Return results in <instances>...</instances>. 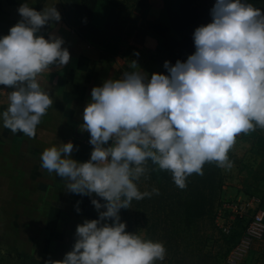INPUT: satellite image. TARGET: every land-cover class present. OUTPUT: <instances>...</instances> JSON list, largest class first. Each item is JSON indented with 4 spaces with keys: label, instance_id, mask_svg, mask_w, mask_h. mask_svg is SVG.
<instances>
[{
    "label": "clouds",
    "instance_id": "9594fccd",
    "mask_svg": "<svg viewBox=\"0 0 264 264\" xmlns=\"http://www.w3.org/2000/svg\"><path fill=\"white\" fill-rule=\"evenodd\" d=\"M17 11L21 19L0 36V85L13 89L0 88L9 101L0 123L34 138L54 103L39 77L67 65L70 52L63 38L40 34L61 20L55 4L37 11L25 0ZM210 15L193 32L194 53L164 62L167 75L149 77L133 62L139 70L92 88L80 126L94 146L87 162L71 157V141L43 150L41 168L63 178L68 191L104 201L91 200L99 218L77 225L72 250L44 264H165L164 243L127 232L119 215L133 200L159 193L138 187L149 162L185 189L206 163L231 168L237 137L264 129V9L249 0H215Z\"/></svg>",
    "mask_w": 264,
    "mask_h": 264
},
{
    "label": "crops",
    "instance_id": "0c3cea01",
    "mask_svg": "<svg viewBox=\"0 0 264 264\" xmlns=\"http://www.w3.org/2000/svg\"><path fill=\"white\" fill-rule=\"evenodd\" d=\"M24 2L0 0V36L9 34L10 28L21 19L17 9ZM27 2L37 11L55 4L61 20L45 25L40 34L46 39L50 33L63 38L62 47L69 50L70 61L39 77L42 89L50 92L54 103L42 118L34 138L13 134L0 123V264H44L49 257L63 259L76 241L77 225L85 219L99 218L91 200L104 203L103 199L95 194L90 197L71 193L63 178L41 168L39 157L45 148L71 141L74 144L71 157L87 162L94 146L89 143L90 134L81 131L80 126L92 88L102 86L105 80L120 78L127 71L140 69L149 77L161 74L164 65L163 39L156 35L148 34L143 44L135 41L122 44L124 50L108 56L84 40L68 22L69 8L62 0ZM133 62L139 69L132 67ZM0 88L6 92L13 90L4 85ZM8 103L7 95L0 93V111L6 110ZM119 215L123 222V208ZM255 243L247 260L254 258L252 264H264V242Z\"/></svg>",
    "mask_w": 264,
    "mask_h": 264
},
{
    "label": "rangeland",
    "instance_id": "374dc122",
    "mask_svg": "<svg viewBox=\"0 0 264 264\" xmlns=\"http://www.w3.org/2000/svg\"><path fill=\"white\" fill-rule=\"evenodd\" d=\"M76 1L78 0H62V3L66 8L70 9L71 5ZM110 1L116 2L115 10L120 14L119 23L124 26L133 25L137 22L136 30H141L143 28L142 20L147 16V18L159 19L169 25L170 17L167 11L161 8L162 0H146L149 5L145 11L138 10L142 0ZM214 4L215 0H193L196 12L203 18L211 17L210 12ZM107 10L108 6L104 5L102 9L104 17ZM72 21L77 26H81L84 23L83 18L78 13H76ZM99 21L101 22L102 19ZM176 21L182 23L178 18ZM178 29H180V26H178ZM135 31L131 35H127L130 42H136ZM124 33L126 32L124 31ZM171 33L180 37L177 30H173ZM150 51L153 53V49ZM152 55H155V53ZM162 58L164 59V55ZM260 135H264V129L257 128L256 131L249 134H240L229 152L232 155H236L240 163L237 165L232 164L231 168H222L220 172L224 180V196H222L234 202V206L236 204L241 206L247 203L250 200L248 199L250 194L263 195L264 193V176L259 186L254 183V178L259 175V172L261 173L262 169L260 151L263 152L264 145ZM148 167L150 171L146 178L141 177L137 182L138 187L142 192H152V189L156 188L159 189V193H153L150 197L139 201L133 200L129 208L123 209V222L126 223V231L138 233L148 239L162 241L167 249L165 264H228V256L238 244L240 237L227 242L216 229L205 223L193 224L188 227L183 212L181 211V215H178V212L175 213L174 211L179 208L178 199L182 196L185 197L189 193V187L180 189L174 184L173 180L154 179L152 171L155 166L149 163ZM157 170L155 174L159 173ZM167 173L169 177H172L169 172ZM255 208L256 206L254 208H245L243 210L244 216L251 218ZM219 212L225 213L224 219L227 218V212L224 209ZM222 220L219 221L221 225L227 224ZM239 229L241 231L240 227ZM260 242H264V238ZM253 247L245 260L249 259ZM253 259L252 261H244V264H252L254 262Z\"/></svg>",
    "mask_w": 264,
    "mask_h": 264
},
{
    "label": "trees",
    "instance_id": "16d2710c",
    "mask_svg": "<svg viewBox=\"0 0 264 264\" xmlns=\"http://www.w3.org/2000/svg\"><path fill=\"white\" fill-rule=\"evenodd\" d=\"M249 2L255 7L264 9V0H249ZM104 5L108 6V10L104 14L105 17L102 11ZM148 5L149 3L146 0H142L138 6V10L145 11ZM161 8L165 9L167 14H169V25L164 24L159 19L147 18V16L142 20L143 28L141 30H136L137 22L127 26L120 24V14L115 10L116 2L110 0H78L71 5L67 14V20L76 28L84 40L95 47L101 48L106 55L112 57L124 50L122 44L129 42L128 36L135 30V43L137 44H143L148 34L156 35L163 39V61H169L174 65L177 60L183 62L189 55L194 53L195 46L192 39L194 30L201 25H207L211 22L212 18H203L199 15L196 12V7L193 5V0H162ZM76 13L84 20L81 26H77L72 21ZM177 18L182 23L177 22ZM100 19H102L101 22L99 21ZM178 26H180V29H178ZM173 30H177L180 37L173 35L171 33ZM161 74H168L164 67ZM260 139L264 145V135H260ZM260 153L262 156V164H260L262 169L261 173L259 172V175L254 178L256 186H259L264 176V150L263 152L260 151ZM229 159L232 161V164L237 165L240 163L236 155L229 153ZM153 169H156V166ZM221 170L222 167H219L215 162H209L203 166V175L192 174L189 176L187 178V187H189L190 191L185 197L182 196L178 199L179 208L175 209L174 212H178V215H181V211L183 212L188 227L193 224L205 223L216 229L224 237V240L228 242L237 237L241 238L251 218L245 216L240 218L237 216L233 222L232 232L229 235L223 233L216 226V218L223 205L233 203L223 197L224 180L220 173ZM155 171H152L154 179L172 180V177H169L166 171L157 170L159 171L157 174H155ZM254 196L261 198V207L264 208V193L263 195H248V197ZM229 215L230 213L227 212L226 217L228 218ZM239 227L241 231H239Z\"/></svg>",
    "mask_w": 264,
    "mask_h": 264
},
{
    "label": "built area",
    "instance_id": "2783aa9c",
    "mask_svg": "<svg viewBox=\"0 0 264 264\" xmlns=\"http://www.w3.org/2000/svg\"><path fill=\"white\" fill-rule=\"evenodd\" d=\"M247 203L238 206H234L233 203H226L223 205L222 209L225 212H231L228 218L224 219L222 212L218 213L216 218V226L223 231V233L229 235L232 232L233 223L237 216L240 218L244 217V209L254 208V214L251 217L246 229L244 230L238 244L233 248L228 256V264H244V261L249 254L251 248L256 241H260L264 238V208L261 207L262 201L259 197H250ZM224 219V220H222ZM220 220L227 224H220Z\"/></svg>",
    "mask_w": 264,
    "mask_h": 264
}]
</instances>
